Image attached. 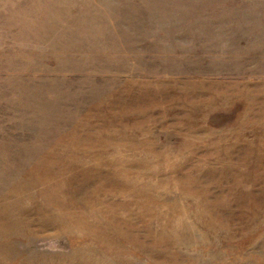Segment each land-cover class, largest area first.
<instances>
[{
	"label": "rangeland",
	"instance_id": "1",
	"mask_svg": "<svg viewBox=\"0 0 264 264\" xmlns=\"http://www.w3.org/2000/svg\"><path fill=\"white\" fill-rule=\"evenodd\" d=\"M0 264H264V0H0Z\"/></svg>",
	"mask_w": 264,
	"mask_h": 264
}]
</instances>
